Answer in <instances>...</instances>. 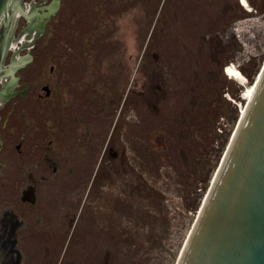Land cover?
I'll list each match as a JSON object with an SVG mask.
<instances>
[{
  "label": "rangeland",
  "instance_id": "1",
  "mask_svg": "<svg viewBox=\"0 0 264 264\" xmlns=\"http://www.w3.org/2000/svg\"><path fill=\"white\" fill-rule=\"evenodd\" d=\"M247 1L61 0L30 41L19 19L4 64L33 60L0 100V264L9 215L19 264H177L264 69Z\"/></svg>",
  "mask_w": 264,
  "mask_h": 264
},
{
  "label": "water",
  "instance_id": "2",
  "mask_svg": "<svg viewBox=\"0 0 264 264\" xmlns=\"http://www.w3.org/2000/svg\"><path fill=\"white\" fill-rule=\"evenodd\" d=\"M23 1L0 0V85L10 80L0 91L2 102L13 94L7 86L15 88L17 71L33 60L28 53L4 64L19 18L49 20L61 4L56 0L42 8L47 12L30 14ZM38 26L25 30L30 35ZM207 195L177 264H264V70ZM19 226L16 222L9 235L13 264L22 258L14 239Z\"/></svg>",
  "mask_w": 264,
  "mask_h": 264
},
{
  "label": "bare ground",
  "instance_id": "3",
  "mask_svg": "<svg viewBox=\"0 0 264 264\" xmlns=\"http://www.w3.org/2000/svg\"><path fill=\"white\" fill-rule=\"evenodd\" d=\"M240 3H241V0H240ZM241 5L242 6H246V7H249L250 8V5L248 4V1L247 0H244V3H241ZM41 21H39V22H35V23H31V24H37V25H39L38 27H32V29H30L31 30V34L29 35V36H27V40L28 41H30L32 38H33V35H32V33H34V32H36L37 33V35H38V31H39V28H40V30H42V28H43V25H41V23H40ZM31 24H30V26H31ZM29 30V31H30ZM28 32V31H27ZM29 33V32H28ZM13 41H11L10 42V45H9V50H12V49H16V44H14V43H12ZM20 43H22V44H24V47H26V46H30L31 44H26V42H20ZM18 52H16V54H17ZM20 57L21 56H19V57H14V60L13 61H16V60H18V59H20ZM264 70V69H263ZM225 73H226V75L227 76H230L231 78H237V79H239V80H245L244 79V75L237 69V68H235L234 66H227L226 67V69H225ZM262 73H263V71H262ZM262 73H261V75H262ZM261 75H260V77H259V79L257 80V83L254 85H252L251 87H249L248 88V90H247V92H246V97H247V99H248V103H247V105H246V107L244 108H242V116H241V119H240V121H239V124H240V122H241V120H242V118H243V116H244V114H245V112H246V109H247V106H248V104H249V102L251 101V99H252V97H253V95H254V92H255V90H256V86H257V84H258V82H259V80H260V78H261ZM5 80H7V79H4L3 81H5ZM8 83H5V86L7 85ZM7 92H9V91H11V88H10V85L9 86H7ZM239 124H237V128H238V126H239ZM235 130L237 131V129L235 128ZM236 131H235V133H236ZM235 133L233 132V137H232V139H231V142H232V140H233V138H234V136H235ZM231 142H230V144H231ZM230 144H229V147H230ZM229 147H228V149H227V151L224 153L225 155H224V158H223V160H222V163H223V161L225 160V158H226V155H227V152H228V150H229ZM221 163V164H222ZM221 168V165L219 166V169ZM218 172H219V170L217 171V174H218ZM217 174H216V176H217ZM216 176H215V178H216ZM215 178H214V180H213V183H214V181H215ZM213 183H212V185H213ZM212 185H211V187H212ZM211 189V188H210ZM210 191V190H209ZM208 196V195H207ZM207 196L205 197V199H204V201L203 202H205V200H206V198H207ZM204 204V203H203ZM203 204H202V206H203ZM202 208V207H201ZM201 210V209H200ZM199 214H200V212H199ZM199 214H198V217H199ZM198 217H197V219H196V221H195V224H196V222H197V220H198ZM195 224H194V226H195ZM193 226V227H194ZM193 229V228H192ZM192 231V230H191ZM191 233V232H190ZM190 235V234H189ZM188 240V239H187ZM187 242V241H186ZM182 253V252H181ZM181 256V255H180ZM180 258V257H179Z\"/></svg>",
  "mask_w": 264,
  "mask_h": 264
},
{
  "label": "flooded vegetation",
  "instance_id": "4",
  "mask_svg": "<svg viewBox=\"0 0 264 264\" xmlns=\"http://www.w3.org/2000/svg\"><path fill=\"white\" fill-rule=\"evenodd\" d=\"M54 1H56V0H50L49 2H47V0H30V3H29V5H30V7H29V9H28V7H27V5H26V3H25V1H23L24 2V5H25V8H26V10L28 11V13H30V14H34L36 11H38V13H44V12H47V10L45 9V10H42V8H44V7H46V6H49L50 4H52ZM21 18H23V17H21ZM20 19V18H19ZM23 19H25V18H23ZM26 20V19H25ZM27 22H28V26L31 24V23H35V22H39V21H41L40 23H41V25H43V28H42V30H40V28H39V31L38 32H41V31H43L45 28H46V26H47V23L49 22V20L48 19H44V20H41V19H39V17L38 16H36L34 19H33V21H29V20H26ZM46 22V23H45ZM24 32H22V36L24 35V33H25V29L23 30ZM33 48V46H31V48H29L30 50ZM9 51H12V50H9ZM5 81H7V83H9V79H7V80H5ZM18 84H19V78H18V81H17V84H16V86H15V88H17L18 87ZM5 82H3L1 85H0V91H2V90H4L5 89ZM14 88V89H15ZM10 92V94L11 93H13L9 98H11L14 94H16V92H14V90H13V92L12 91H9ZM18 94H20L21 95V93L19 92ZM8 98V99H9ZM0 100H1V102L3 101V97L2 96H0ZM10 217H8L7 218V220L5 221V226H7V224L9 223V224H11L10 226H11V228L6 232V236L5 237H7L8 236V238H6L7 240H6V242L7 243H9V235H10V232H11V230H12V228L15 226V224H16V222H15V220H14V217H12V215H9ZM11 246V245H10ZM11 249V248H10Z\"/></svg>",
  "mask_w": 264,
  "mask_h": 264
},
{
  "label": "snow or ice",
  "instance_id": "5",
  "mask_svg": "<svg viewBox=\"0 0 264 264\" xmlns=\"http://www.w3.org/2000/svg\"><path fill=\"white\" fill-rule=\"evenodd\" d=\"M241 3H244V0H241Z\"/></svg>",
  "mask_w": 264,
  "mask_h": 264
}]
</instances>
